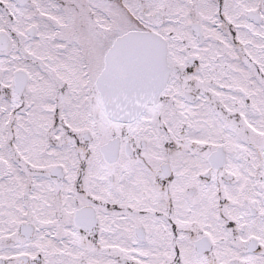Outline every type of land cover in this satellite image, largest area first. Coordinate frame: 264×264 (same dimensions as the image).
<instances>
[{
	"label": "snow or ice",
	"instance_id": "snow-or-ice-1",
	"mask_svg": "<svg viewBox=\"0 0 264 264\" xmlns=\"http://www.w3.org/2000/svg\"><path fill=\"white\" fill-rule=\"evenodd\" d=\"M0 264H264V0H0Z\"/></svg>",
	"mask_w": 264,
	"mask_h": 264
}]
</instances>
